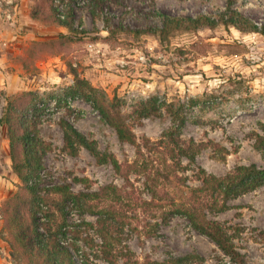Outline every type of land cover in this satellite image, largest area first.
<instances>
[{
  "label": "rangeland",
  "instance_id": "374dc122",
  "mask_svg": "<svg viewBox=\"0 0 264 264\" xmlns=\"http://www.w3.org/2000/svg\"><path fill=\"white\" fill-rule=\"evenodd\" d=\"M225 6V0H0V117L7 100L25 107L29 94H38L46 104L40 138L50 148L43 185L83 195L80 206L57 193L46 203L26 193L11 170L0 126V264H47L16 241L21 232L35 240L30 210L42 241L50 229L76 264H146L185 255L197 256L201 263L195 264H232L181 210L195 204L203 176L250 165L264 169V35L222 25L167 39L134 33L160 27L159 15L217 16ZM234 8L264 25V0H236ZM74 77L83 89L88 84L117 100L133 144L120 142L80 93L63 97ZM150 106L154 113H144ZM169 106L181 114L180 127ZM60 116L97 157L84 149L69 155ZM174 130L169 142L164 135ZM190 142L198 147L193 161L176 151L171 156ZM103 156L114 158L119 170L100 161ZM225 204L204 216L226 230L245 262L264 264V182ZM17 217L22 221L13 227Z\"/></svg>",
  "mask_w": 264,
  "mask_h": 264
},
{
  "label": "trees",
  "instance_id": "16d2710c",
  "mask_svg": "<svg viewBox=\"0 0 264 264\" xmlns=\"http://www.w3.org/2000/svg\"><path fill=\"white\" fill-rule=\"evenodd\" d=\"M235 1L236 0H225L226 6L217 16L198 15L190 17L159 15L160 27L136 30L134 33H153L158 34L162 39H167L169 35L175 32H195L199 29H214L217 25H222L225 28L232 27L241 33H257L264 35V25L254 23L247 16L237 11L234 8ZM62 23L67 25V28H71L70 24L65 22ZM118 29L122 31L121 28ZM81 84L85 83L74 77V88L69 87L63 91V97L67 95L74 96L80 93L79 95L85 101L89 102L99 113L101 119L114 130L120 142L133 144V134L123 123L117 104H114V101L117 100H107L104 98V94L103 96L97 95L98 91L88 84L86 85V89H83V85ZM60 101L61 98L58 97L56 103L60 105ZM40 102L41 108L38 107ZM45 106V101L38 96V94H29L28 104L25 107L18 106L14 100H7V104L1 113L0 126L4 128L5 136L8 141L11 170L26 193L36 200L46 203L48 200L47 196L57 193L61 194L64 200H71L75 204L80 205L79 200L83 195L75 196L55 186L48 187L43 185V174L41 173L44 169L43 157L50 149L49 144L40 138V126L43 121H46L45 119L43 120L40 115ZM152 109L153 107L150 106L143 111L144 113L150 114L153 112ZM167 112L171 115L173 121L177 123L178 127L183 125L184 120L181 118L182 116L179 114L178 109L169 106ZM57 126L62 134L64 148L69 155H76L79 149H84L92 156H98L94 146L86 140L81 132L66 117H58ZM176 132L177 130L168 132L164 137L167 138L169 142H173V137L177 134ZM175 151L185 159L193 161L198 147L195 146L193 142L188 143L186 146H177L176 149L170 150L171 156L174 157L173 152ZM100 159L102 162H109L115 170H119V165L114 158L103 156ZM200 173L204 175L202 171ZM201 182L202 187L198 188L193 193L196 196L194 198L195 204L193 206H185L184 210H181V212L188 219L190 226L198 233L209 238L232 264H248L242 259L241 253L235 248L232 243V238L226 233V230L219 224L207 220L204 216V212L206 209L223 211L226 209L225 203L230 198L252 190L260 185L261 182H264V169H257L255 165L237 167L232 173L223 177L203 176ZM41 193L43 196H40ZM205 193H208L207 195L210 197L207 198ZM11 212L13 213L14 211ZM29 212L32 214L29 232L35 235V240L27 238L24 232L19 233L16 237V241L24 246L21 248L24 253L34 260H44L47 264H76L70 252L53 238L50 229L48 230L47 238H45V241L43 240L44 242L42 241V235L37 232L38 218L34 212L31 210ZM58 212L63 215V208L59 209ZM4 214H6V212H4ZM16 216H19V213H17ZM17 218L19 220L14 219L12 222L13 227L22 221V217ZM99 231H101V233L104 231L106 234L103 242L104 246H110V236H107V229L101 226ZM40 253L43 254L41 255ZM195 263H201L197 256L185 255L168 256L161 262L151 261L146 264Z\"/></svg>",
  "mask_w": 264,
  "mask_h": 264
}]
</instances>
